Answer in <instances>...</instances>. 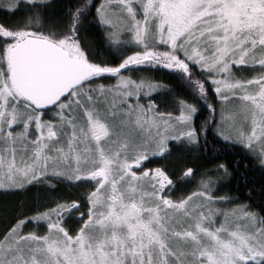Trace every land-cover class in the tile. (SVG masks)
<instances>
[{
	"label": "snow or ice",
	"instance_id": "1",
	"mask_svg": "<svg viewBox=\"0 0 264 264\" xmlns=\"http://www.w3.org/2000/svg\"><path fill=\"white\" fill-rule=\"evenodd\" d=\"M0 4L24 12L0 19V189L44 196L0 231V264H264V204L217 195L242 162L198 179L167 162L211 129L264 171V0ZM154 70L186 88L178 114L151 98L173 91Z\"/></svg>",
	"mask_w": 264,
	"mask_h": 264
},
{
	"label": "trees",
	"instance_id": "2",
	"mask_svg": "<svg viewBox=\"0 0 264 264\" xmlns=\"http://www.w3.org/2000/svg\"><path fill=\"white\" fill-rule=\"evenodd\" d=\"M63 3H65V0H51L49 13L53 15L59 14ZM16 14L18 16L19 13L17 12L13 15L4 10L3 6H0V19L15 20L17 18ZM87 35L90 40L99 38L98 30L94 26ZM145 74H150L154 79L162 81L173 88V91L167 95H153L151 97L160 105V111H172L173 113H177L178 104L175 103L177 99H189V102H192L182 82L168 71L154 70L151 73ZM207 115V111H204L202 115H198L196 117L197 122L202 121ZM208 143L209 147L207 151L204 149L197 150L195 148L189 150V146L185 145L174 147L173 154L167 158V162H170L169 167L178 169L177 175L180 174L182 166L186 165L193 167L199 178L200 172L210 168L215 163L225 162L232 166L239 160L242 162L239 167V172L228 180V189H226L225 193L230 196H239L240 200L234 201L238 203L249 201V196H251V202L254 203L257 209L261 204H264V193L260 191L261 188L264 187V171L261 170L258 163L250 159L249 155L239 145L233 147L223 146L222 141H220L218 137H215V133L212 132L211 129L208 133ZM177 144L178 142L173 141L174 146ZM215 149H220L219 153H217ZM213 156L217 158L215 160L211 159ZM157 163L164 162L154 161L152 164H149V166L154 167ZM245 165H247V167H245ZM194 184L195 181L190 184H178L177 194H179V192L186 193L192 190ZM86 187L87 186L84 184L74 187L66 182H60L58 184L57 193L65 195L70 194L75 197ZM249 189H255L256 191L250 193ZM43 199V192L37 187H30L27 191L0 190V231H3L7 222L12 218L15 214V210L21 206L22 202L25 208H29L34 207ZM27 227L32 228L33 225L29 224Z\"/></svg>",
	"mask_w": 264,
	"mask_h": 264
},
{
	"label": "rangeland",
	"instance_id": "3",
	"mask_svg": "<svg viewBox=\"0 0 264 264\" xmlns=\"http://www.w3.org/2000/svg\"><path fill=\"white\" fill-rule=\"evenodd\" d=\"M0 6H2V4H0ZM17 13V12H16ZM18 16H17V14H16V16L17 17H20V16H22L23 14H24V12H23V9L21 10V11H18ZM258 70V69H257ZM143 102V101H142ZM174 114H178V112L177 113H174ZM175 142V141H174ZM197 179H198V177H197ZM192 183H193V181H192ZM195 185V184H194ZM87 187H88V185H86ZM194 187V186H193ZM226 189H228V184H227V182L225 183V184H223V186L221 187V189H220V192L219 193H217V195H225L226 193ZM0 190H2V189H0ZM234 203H238V202H234ZM224 207H229L228 205H224Z\"/></svg>",
	"mask_w": 264,
	"mask_h": 264
},
{
	"label": "flooded vegetation",
	"instance_id": "4",
	"mask_svg": "<svg viewBox=\"0 0 264 264\" xmlns=\"http://www.w3.org/2000/svg\"><path fill=\"white\" fill-rule=\"evenodd\" d=\"M105 82H110V81H105ZM145 166L146 167H153V166H149V164H146ZM84 185H87V184H84Z\"/></svg>",
	"mask_w": 264,
	"mask_h": 264
}]
</instances>
